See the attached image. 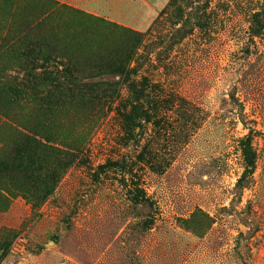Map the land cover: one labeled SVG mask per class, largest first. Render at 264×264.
<instances>
[{
	"label": "rangeland",
	"instance_id": "rangeland-1",
	"mask_svg": "<svg viewBox=\"0 0 264 264\" xmlns=\"http://www.w3.org/2000/svg\"><path fill=\"white\" fill-rule=\"evenodd\" d=\"M129 29L0 0V264H264V0Z\"/></svg>",
	"mask_w": 264,
	"mask_h": 264
},
{
	"label": "crops",
	"instance_id": "crops-1",
	"mask_svg": "<svg viewBox=\"0 0 264 264\" xmlns=\"http://www.w3.org/2000/svg\"><path fill=\"white\" fill-rule=\"evenodd\" d=\"M136 31L151 27L170 0H54Z\"/></svg>",
	"mask_w": 264,
	"mask_h": 264
},
{
	"label": "trees",
	"instance_id": "trees-1",
	"mask_svg": "<svg viewBox=\"0 0 264 264\" xmlns=\"http://www.w3.org/2000/svg\"><path fill=\"white\" fill-rule=\"evenodd\" d=\"M256 19H257V21H260V20H258V18H256ZM101 20H103V19H101ZM131 30H133V29H131ZM46 84H47L46 87L50 86V83H46ZM6 118L8 119V121L4 122V123L3 122L0 123V129L2 128V125L5 124L4 126L6 127V129L8 130V133L10 135H19L23 138L30 137L26 133L21 132L20 129H23V131L27 130V129H25L26 127L24 126V124L22 122L18 121L14 115L10 116L9 114L8 115L6 114ZM241 122L244 124V120L241 119ZM249 132H251V131H249ZM240 149H241L243 159L245 162V168H244L240 178L238 179V184L242 186L246 182L247 178L249 176H251L253 171H254V159H253V152H252V148H251V137H250L249 133L240 141ZM20 155H22V157H25L27 155L26 152H24V149L20 150ZM20 166H21V168H27V165L24 162V160L21 158V156H20V160H19V165H17L15 168H20ZM5 183L6 182H4V180H2V178L0 177V197L1 198H3L4 196L8 197V195H10L8 187L6 186ZM4 203H5V201H4ZM5 208H7V207L5 206Z\"/></svg>",
	"mask_w": 264,
	"mask_h": 264
}]
</instances>
